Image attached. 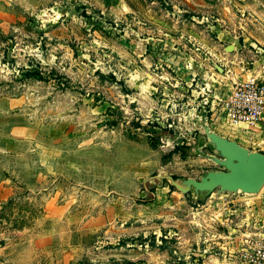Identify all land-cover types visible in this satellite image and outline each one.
Listing matches in <instances>:
<instances>
[{
	"label": "rangeland",
	"instance_id": "obj_1",
	"mask_svg": "<svg viewBox=\"0 0 264 264\" xmlns=\"http://www.w3.org/2000/svg\"><path fill=\"white\" fill-rule=\"evenodd\" d=\"M262 13L264 0H0V264H264V187L195 198L154 178L216 167L165 141L232 82L214 65L240 81L223 35Z\"/></svg>",
	"mask_w": 264,
	"mask_h": 264
},
{
	"label": "water",
	"instance_id": "obj_2",
	"mask_svg": "<svg viewBox=\"0 0 264 264\" xmlns=\"http://www.w3.org/2000/svg\"><path fill=\"white\" fill-rule=\"evenodd\" d=\"M234 49L233 45H229L225 52L231 53ZM214 67L219 73H223L222 67ZM194 126L202 130V136L196 141L179 135L165 143L175 149L177 144L184 141L191 147V151L185 152L187 155L205 159L216 168L204 170L198 178L175 177L165 172H160L154 178L182 195H192L195 198L207 197L214 192L217 195H258L264 187V153L250 150L216 133L208 123L207 110L204 107L200 109Z\"/></svg>",
	"mask_w": 264,
	"mask_h": 264
},
{
	"label": "crops",
	"instance_id": "obj_3",
	"mask_svg": "<svg viewBox=\"0 0 264 264\" xmlns=\"http://www.w3.org/2000/svg\"><path fill=\"white\" fill-rule=\"evenodd\" d=\"M254 22L255 23H252V21H248L245 23L241 21L238 27L234 28L239 32V38H231L223 35V42L225 43L223 46V52H225V48L227 46H234V51L229 54H231L230 57L231 59H233L231 63L239 67L240 82L253 78L258 79L259 81L264 83V13H262L261 16H258V18L254 19ZM221 75L224 76V72L221 73ZM202 103L197 105V114L195 115V117H198V113L201 108H206L207 114H210L208 123L210 127L219 135L224 136L230 140H234L244 147L246 146L243 142H241V140L246 143H254V140L264 139V119L256 127L251 129L246 127L245 125L232 126L229 123L225 122V120L221 117H218L215 113L209 112V106H202ZM243 128H246L244 129L246 131H242ZM238 129L241 130L238 131ZM186 130L188 132L185 131L183 133H179V135L181 134L191 141H196L197 139L189 138L190 136L188 135H198V133L200 134L201 132L199 131V128L196 127ZM215 168H206L205 170ZM203 171L204 170H202V172ZM254 204L257 207H262L260 216L264 215V197L255 201Z\"/></svg>",
	"mask_w": 264,
	"mask_h": 264
},
{
	"label": "built area",
	"instance_id": "obj_4",
	"mask_svg": "<svg viewBox=\"0 0 264 264\" xmlns=\"http://www.w3.org/2000/svg\"><path fill=\"white\" fill-rule=\"evenodd\" d=\"M223 70L224 79L232 82L209 89L208 99L202 106L208 105L209 112L232 126L256 127L264 119V83L253 78L237 82L232 78V69L224 67ZM220 89L223 92L219 93Z\"/></svg>",
	"mask_w": 264,
	"mask_h": 264
},
{
	"label": "trees",
	"instance_id": "obj_5",
	"mask_svg": "<svg viewBox=\"0 0 264 264\" xmlns=\"http://www.w3.org/2000/svg\"><path fill=\"white\" fill-rule=\"evenodd\" d=\"M85 264H88V263H85Z\"/></svg>",
	"mask_w": 264,
	"mask_h": 264
}]
</instances>
